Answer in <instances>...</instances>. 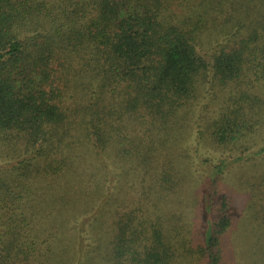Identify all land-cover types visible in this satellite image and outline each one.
<instances>
[{"label":"trees","instance_id":"obj_1","mask_svg":"<svg viewBox=\"0 0 264 264\" xmlns=\"http://www.w3.org/2000/svg\"><path fill=\"white\" fill-rule=\"evenodd\" d=\"M259 263L264 0H0V264Z\"/></svg>","mask_w":264,"mask_h":264},{"label":"rangeland","instance_id":"obj_2","mask_svg":"<svg viewBox=\"0 0 264 264\" xmlns=\"http://www.w3.org/2000/svg\"><path fill=\"white\" fill-rule=\"evenodd\" d=\"M235 194H237L236 195V204H232V208H235L236 209V211H238L239 212V209H241V207H243V204H244V202L246 201V199H247V195L248 194H246L245 192H239L238 193V191H237V193H235ZM239 250L241 251V253H243V254H246V253H249V252H251L252 254L256 251L257 252V248L255 247V248H253V249H243L242 247L241 248H239ZM260 264V263H259Z\"/></svg>","mask_w":264,"mask_h":264}]
</instances>
